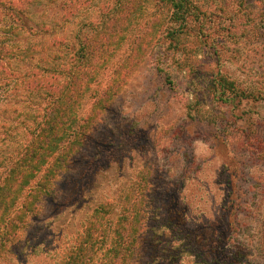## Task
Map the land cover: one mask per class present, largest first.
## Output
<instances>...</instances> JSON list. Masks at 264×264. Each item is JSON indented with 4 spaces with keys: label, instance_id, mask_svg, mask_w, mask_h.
<instances>
[{
    "label": "rangeland",
    "instance_id": "1",
    "mask_svg": "<svg viewBox=\"0 0 264 264\" xmlns=\"http://www.w3.org/2000/svg\"><path fill=\"white\" fill-rule=\"evenodd\" d=\"M78 1L82 8L63 20L61 0L34 6V22L45 21L51 30L38 41L35 58L14 59L17 72L43 67L46 59L50 67L59 64L66 48L52 50V36L83 41L89 22L99 28L113 23L107 13L116 9L115 0ZM193 1L200 17L173 38L166 36L173 26L169 5L119 1L123 24L136 11L79 116L145 38L143 55L0 264H62L98 215L113 236L142 176L139 264H264V0ZM217 78L230 82L228 89ZM11 93L9 86L0 88V177L25 145L27 124L41 105L26 91ZM102 204L109 205L105 217L95 213Z\"/></svg>",
    "mask_w": 264,
    "mask_h": 264
},
{
    "label": "trees",
    "instance_id": "2",
    "mask_svg": "<svg viewBox=\"0 0 264 264\" xmlns=\"http://www.w3.org/2000/svg\"><path fill=\"white\" fill-rule=\"evenodd\" d=\"M119 1L115 0L116 9L107 13L113 23L106 20L103 23L106 25L99 28L95 22H89L90 34H86L83 41L76 35L72 41L51 37L48 43L52 50L63 44L66 48L57 66H48L46 59L45 66L36 65L37 69L19 73L12 62L20 55L35 58L40 46L38 41L48 36L50 24L45 21L39 24L32 18L34 6H41V0H0V88L9 86L15 97L26 91L41 101L32 125L27 124L29 136L19 154L7 163L6 158L2 159L10 164L0 177V260L29 218L39 214L41 202L52 190V183L71 165L72 158L80 151L112 98L120 93V86L127 83L130 68L143 55L145 38L136 43L124 62L117 66L108 88L95 100L90 111L79 116L85 95L98 83L99 69L105 68L122 46L126 22L136 11V7L132 8L123 24L119 20L122 13L117 6ZM158 2L169 5L171 10L173 26L167 27L166 36L173 38L186 32L190 21L200 17V9L193 0ZM81 8L78 0H61L58 11L63 20L64 15H75ZM216 80L225 90L228 89L225 86H230V82L221 78ZM2 99L0 94V103ZM1 141L5 143L6 140ZM143 179L144 176L139 184L136 183L138 188L134 186L131 191L134 200L127 199L116 219L114 235L107 236V221L103 227L98 215L95 224L89 221L85 235L65 255L62 264H139L145 230ZM107 206L102 204L95 213L105 217Z\"/></svg>",
    "mask_w": 264,
    "mask_h": 264
}]
</instances>
